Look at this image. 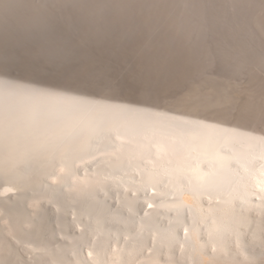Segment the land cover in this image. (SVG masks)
I'll use <instances>...</instances> for the list:
<instances>
[{
	"label": "bare ground",
	"instance_id": "6f19581e",
	"mask_svg": "<svg viewBox=\"0 0 264 264\" xmlns=\"http://www.w3.org/2000/svg\"><path fill=\"white\" fill-rule=\"evenodd\" d=\"M199 1L0 0V264H264V3ZM167 28L201 76L167 111L96 83Z\"/></svg>",
	"mask_w": 264,
	"mask_h": 264
},
{
	"label": "rangeland",
	"instance_id": "374dc122",
	"mask_svg": "<svg viewBox=\"0 0 264 264\" xmlns=\"http://www.w3.org/2000/svg\"><path fill=\"white\" fill-rule=\"evenodd\" d=\"M208 1H210V2H208ZM214 1L215 0H206V1L201 0L198 2L199 4H202V7L204 8V12L206 14L205 16L207 18L209 17V15L218 16L222 10L227 8L226 3H228V0H224V1L223 0H216L215 3H213ZM236 1L238 2V7L240 6L239 8L242 9L240 15H243L244 19L246 18L249 21V26L252 28L253 27L252 24L254 22L253 20H255L254 15L257 12V10L263 5L264 0H250V3H251L250 8H248L249 5L247 6L246 3H244V2L240 3L241 2L240 0H236ZM256 3H257V5H256ZM212 6H214V7L212 8ZM215 21H217L216 18L213 19L212 25L210 26V29H209V31H210L209 33L211 36L209 35L207 37V40L209 41L210 51H211V53L214 57V61H215L213 64L214 68H212L213 72H214V70L217 71L218 68L221 67L220 66V60L218 57V53H219L218 38L220 37L218 33H222V31H225V29L220 27L219 23H217ZM213 22H215V23H213ZM183 32L184 31H182V30H176V29L174 30V28H167L165 30L163 29V32H160V34H158V35H160L159 38H157L154 41H150L149 43L147 42L148 44H145L146 40H142V42L135 43L133 45H131L130 43H126L119 50L117 47L116 48H114V47L113 48H110V47H108V48L107 47L96 48V47H94L97 50V51L95 50L96 53L94 54L95 59L100 58L95 63V70H96L95 74L96 73L98 74V72L101 69H103L102 71H104L102 78H100L102 80L99 79L100 82L98 79L94 78L96 80V83L98 85H100L101 81H102V84H105V81L107 78V82L109 81L107 84L115 86L114 82L117 83L116 85H117V87L121 93L120 94L119 91L117 90V96L119 99L125 100V101L128 100L129 103H132V105H135V106H138V105L139 106H146V107H151V109L156 108V110L167 111L169 109L170 104H171L170 102L175 101L180 96L179 94H181V93H179V92H183L186 89H188L194 80L199 79L201 77V76H199L200 70H199V72L197 71V68H198L197 66H199L197 64V62L200 59H197L195 57L194 52H193V47H194L196 36H192L191 38L188 39V38L184 37L185 35L183 34ZM161 35L164 36V38ZM210 37H212V38H210ZM133 46H134V48H133ZM148 46H149V48H148ZM161 48L164 49L163 52H162L163 49H161ZM107 49H109V51ZM105 50L107 51V53L105 52ZM113 50H114V52H113ZM101 51H102V53H101ZM110 51H112V52H110ZM132 53H134V54H132ZM99 54H101V55H99ZM102 55H104L103 58H101ZM145 55H148V56L150 55V56L148 57ZM122 56H123V59H122ZM125 56H128V57H125ZM155 57H157V58L155 59ZM153 59H154V61H153ZM194 59H195V61H194ZM104 61H108V62L106 63ZM99 62L100 63L103 62L104 66L102 64H100ZM218 62H219V64H218ZM149 63H151V65ZM142 64H143V66H142ZM160 65H162V66H160ZM98 66H101V67H98ZM150 66H151V68H150ZM167 68H169V69H167ZM159 69H161V70H159ZM170 70H172V71H170ZM218 71H220V70H218ZM110 72H111V74H110ZM196 73H198V74H196ZM112 82H113V84H112ZM150 88H152V89H150ZM147 96H149V97L146 98ZM153 100H154V102H153ZM151 109H150V112L152 111ZM156 110H154V111L156 112ZM154 111H152V112H154ZM152 116H156V114L155 115L152 114ZM152 121H153V124H154V122H157V121L161 122V120H155V121L152 120ZM164 122H166V120H164ZM176 142H180V138H178V134H176ZM176 142H170V144H166V146H168L169 150H170V148H172V152H176V146H174V144H176ZM180 146H182V144H180Z\"/></svg>",
	"mask_w": 264,
	"mask_h": 264
}]
</instances>
